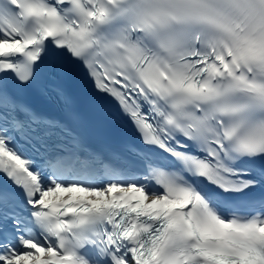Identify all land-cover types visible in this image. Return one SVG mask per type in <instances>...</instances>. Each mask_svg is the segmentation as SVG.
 <instances>
[{
    "label": "snow or ice",
    "instance_id": "obj_1",
    "mask_svg": "<svg viewBox=\"0 0 264 264\" xmlns=\"http://www.w3.org/2000/svg\"><path fill=\"white\" fill-rule=\"evenodd\" d=\"M0 264H264V0H0Z\"/></svg>",
    "mask_w": 264,
    "mask_h": 264
}]
</instances>
